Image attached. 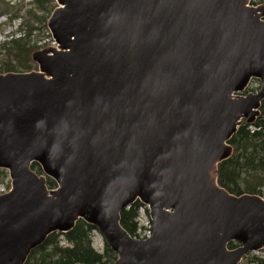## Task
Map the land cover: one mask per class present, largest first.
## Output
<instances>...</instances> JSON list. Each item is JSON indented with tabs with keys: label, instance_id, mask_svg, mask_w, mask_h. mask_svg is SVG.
<instances>
[{
	"label": "water",
	"instance_id": "1",
	"mask_svg": "<svg viewBox=\"0 0 264 264\" xmlns=\"http://www.w3.org/2000/svg\"><path fill=\"white\" fill-rule=\"evenodd\" d=\"M54 1L57 47L32 54L38 71L0 74V170L11 186L0 196V264H26L79 221L115 264H241L264 251V198L218 184L230 141L264 101V5ZM137 202L149 212L146 240L121 226Z\"/></svg>",
	"mask_w": 264,
	"mask_h": 264
},
{
	"label": "trees",
	"instance_id": "2",
	"mask_svg": "<svg viewBox=\"0 0 264 264\" xmlns=\"http://www.w3.org/2000/svg\"><path fill=\"white\" fill-rule=\"evenodd\" d=\"M34 2L39 5L40 11H46L48 14H52L56 8L54 0ZM252 4L258 6L264 4V0H253ZM20 11L21 8L18 13L10 16V24L20 19ZM32 12L30 9L27 14ZM32 30L33 26L24 22L19 30L10 36L9 41L0 45V74L28 73L33 70L31 55L36 50V45L30 40ZM230 145L234 150L232 157L218 167L219 186L233 195L250 194L264 198V101L256 122L252 125L243 123ZM32 170L42 174L37 164L32 165ZM7 179V172L0 170V182ZM47 186L49 189L56 188V184L49 179ZM143 207L137 202L121 213V226L129 235L138 239L142 230L139 216ZM94 231H97L94 227L79 221L68 234H52L43 245L31 252L26 264H115L117 256L108 245L102 254L92 247ZM237 247L234 243L229 245L230 250ZM241 264H264V259L248 255Z\"/></svg>",
	"mask_w": 264,
	"mask_h": 264
},
{
	"label": "rangeland",
	"instance_id": "3",
	"mask_svg": "<svg viewBox=\"0 0 264 264\" xmlns=\"http://www.w3.org/2000/svg\"><path fill=\"white\" fill-rule=\"evenodd\" d=\"M34 1L35 0H24L23 2L22 0H0V45L6 41H9L10 36L13 33L17 32L20 26L24 22H28L33 26L30 40L32 44L36 45V50L34 52L41 50H48L54 47V41L47 27V22L51 14H48V12L43 10L40 11L41 9L39 5H37ZM7 5H9L8 8ZM54 5L57 7L55 1H54ZM20 8H21V11L19 13L20 15H18L20 16V19L15 20L12 24H10L9 22L10 16H13L14 13H18V10ZM30 9L31 12L32 10L33 12L31 14H27ZM31 61H32V55H31ZM32 64H33L32 71H38V65L33 61ZM259 89H260V82L255 80L251 82L248 92L256 93L259 91ZM0 188L1 189L5 188L7 190L11 189L9 177L7 180L0 182ZM140 214L141 215H140L139 223L142 230L141 232H139L140 235L139 239H142V237L147 233L149 228L147 225L149 215L148 213H146V210L141 211ZM106 245L107 244L104 238L102 237V235L98 231H94L92 234V247L94 248V250L102 254L105 251ZM250 255L253 257L264 259V252L254 253Z\"/></svg>",
	"mask_w": 264,
	"mask_h": 264
},
{
	"label": "built area",
	"instance_id": "4",
	"mask_svg": "<svg viewBox=\"0 0 264 264\" xmlns=\"http://www.w3.org/2000/svg\"><path fill=\"white\" fill-rule=\"evenodd\" d=\"M249 6L251 7L252 6V3H251V1L249 2ZM7 192V189H5V188H0V195H2V194H5ZM141 211H144V209H142ZM141 215V214H140ZM139 221H140V217H139ZM147 225H148V231H147V233L142 237V240H146V239H148V238H150L151 237V235H152V229H151V223H150V221L148 220L147 221Z\"/></svg>",
	"mask_w": 264,
	"mask_h": 264
}]
</instances>
